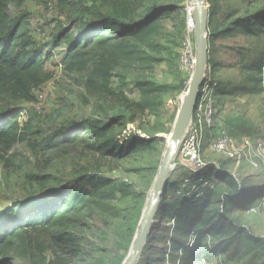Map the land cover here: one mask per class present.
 Listing matches in <instances>:
<instances>
[{"label": "rangeland", "instance_id": "rangeland-1", "mask_svg": "<svg viewBox=\"0 0 264 264\" xmlns=\"http://www.w3.org/2000/svg\"><path fill=\"white\" fill-rule=\"evenodd\" d=\"M136 1L139 6L144 0ZM171 1L182 6V13L178 16L167 14L160 19L164 21L162 51L152 53L160 61L148 72H128L124 86L117 77L111 79L108 88H100L97 83L88 81L89 70H95L96 65L107 58L106 50L111 46L98 52L89 51L83 56L87 61L86 68L74 71L64 61L68 47L62 44L46 60L43 74L50 78L34 90L32 101L15 95L8 86L1 87L0 110L27 107L29 114L20 120L31 117L34 129L26 141L16 143L8 152L0 151V210L18 199L44 196L45 191L58 183L73 182L85 173L110 177L117 189L114 199L101 198L91 203L79 220L69 225L63 240L55 237L57 228L30 230L23 242L19 243L17 239L5 254L12 260L11 264L125 263L136 235L131 228L138 219L140 222L147 207L159 172L156 168L164 159L188 90L184 91L187 73L181 69L180 55L187 33L188 6L194 3L193 0ZM205 3L208 13L212 14L208 33L215 26L228 23L225 18L234 10L243 15L264 6V0H205ZM122 9L127 10L123 0H11L6 7L0 0V31L11 19L28 15L31 34L42 45L60 26H70L99 15L121 12ZM183 20L186 25H183ZM208 42L212 77L221 89L214 92L218 110L214 135L219 134L220 128H227L240 141L251 138L264 142V62L260 72L251 71L248 67L254 59L264 60V32L250 35L233 33ZM143 77L169 88L158 95L155 107L146 110L137 105L140 93L132 85L136 78ZM252 78L255 81L251 82ZM229 90L234 91L221 94ZM40 94H45L42 101L38 100ZM121 110H125L127 117L112 134L121 138L131 133L155 136L157 141L152 148L125 158L103 156L87 148L83 142L45 150L50 138L67 122L87 118L105 121ZM204 157L206 162L221 165L239 180L264 187V166L253 167L243 153L232 158L209 151ZM190 173V168L175 157L169 176V182L174 186L168 191L170 200L180 194ZM209 180L214 182L216 190L227 186L216 178ZM192 185L189 186L194 190L204 188L203 185L198 189ZM233 218H239V224L246 226L258 240L247 243L248 251L244 250L238 257H229L230 253L220 254L206 260L205 264H251L252 256L258 257L261 244H264V197L257 199L249 210L236 212ZM155 222L142 250L144 253L136 264H143L146 254L151 263L171 264L169 236L174 221L168 222L165 216L160 215ZM217 239L209 236L206 241L210 243Z\"/></svg>", "mask_w": 264, "mask_h": 264}, {"label": "trees", "instance_id": "trees-1", "mask_svg": "<svg viewBox=\"0 0 264 264\" xmlns=\"http://www.w3.org/2000/svg\"><path fill=\"white\" fill-rule=\"evenodd\" d=\"M10 1L3 0L4 7ZM123 2L127 10L99 15L70 26H60L53 32L51 39L42 45L31 34L28 15L11 19L0 31V89L8 86L15 95L32 101L34 90L50 78L43 74L46 60L62 44L68 47L64 61L74 71L86 68L87 61L83 56L89 51L98 52L107 46L112 47L106 50L107 58L100 61L95 70L88 72V81L97 83L100 88H108L113 77L119 78L124 86L128 72L152 70L154 64L160 61L152 53L162 51L164 21L160 19L171 13L178 16L182 13V6L171 0H144L139 6L136 0ZM225 21L228 23L223 22L209 30V41L233 33L250 35L264 32V6L243 15L234 10L227 14ZM211 24L212 14H209L208 29ZM183 25H186L184 20ZM263 62V58L254 59L248 65L249 70L262 71ZM253 81L255 78H252ZM132 85L140 93L137 105L143 110L155 107L158 95L169 90L166 85L147 77L136 78ZM219 89L217 82L216 90ZM29 112L24 106L0 110V151L8 152L16 143L28 139L34 129L33 119H20ZM126 117L125 110H121L105 121L87 118L67 122L50 138L45 150L80 145L83 142L87 148L103 156L125 158L152 148L157 141L155 136L131 133L121 138L112 134L123 125ZM189 178L197 186H202L212 178L221 180L227 186L218 190L216 185L215 188L194 190L184 184L180 194L172 200L168 191L174 187L173 182L170 181L166 186L156 220L163 215L168 222L174 221L169 236L172 248L168 255L171 264H205L206 260H212L220 254L230 253L229 257H238L244 250L248 251L247 243L255 242L258 238L251 235L246 226L239 224V218H233V215L252 208L257 199L264 197V187L241 181L226 168L210 161L201 169L191 171ZM45 192L44 196L15 200L0 210V264L12 263L5 256L6 252L13 248L17 239L19 243L23 242L30 230L57 228L55 237L63 240L69 225L78 221L91 203L101 198L114 199L117 189L112 178L85 173L73 182L58 183ZM138 223L139 219L131 228L134 234ZM209 236L218 239L208 243L206 238ZM261 248L257 258L252 256L254 259H251V264H264L263 243ZM143 264L154 263L150 262L146 254Z\"/></svg>", "mask_w": 264, "mask_h": 264}, {"label": "built area", "instance_id": "built-area-1", "mask_svg": "<svg viewBox=\"0 0 264 264\" xmlns=\"http://www.w3.org/2000/svg\"><path fill=\"white\" fill-rule=\"evenodd\" d=\"M187 13V33L180 55L181 69L188 76L184 91L189 88L196 69L194 4L188 6ZM212 74L213 68L209 62L206 66L204 80L199 87L194 113L181 138L176 159L191 171H195L205 166L204 154L206 152H217L232 158L243 153L253 167L264 166V142L261 139L244 138L240 141L239 138L231 135L227 128H220L219 134L214 135L213 128L218 122V110L214 95L217 81L213 80ZM44 96L45 94H40L38 100L42 101ZM185 184L192 185L193 182L190 178H186ZM192 186L197 189L201 187L196 184ZM203 187L215 188V185L212 180H207L203 183Z\"/></svg>", "mask_w": 264, "mask_h": 264}, {"label": "water", "instance_id": "water-1", "mask_svg": "<svg viewBox=\"0 0 264 264\" xmlns=\"http://www.w3.org/2000/svg\"><path fill=\"white\" fill-rule=\"evenodd\" d=\"M193 3V21L195 25L196 40V69L192 76L187 93L183 97V102L175 123L170 144L159 167V172L155 179L147 207L138 224L136 235L132 244V249L124 264L137 263L145 246L146 240L153 228V224L156 221L162 195L166 186L169 184V176L173 168V161L176 157L181 138L185 133V130L194 113L199 87L204 80L206 66L209 63V13L206 8L205 0H193Z\"/></svg>", "mask_w": 264, "mask_h": 264}, {"label": "bare ground", "instance_id": "bare-ground-1", "mask_svg": "<svg viewBox=\"0 0 264 264\" xmlns=\"http://www.w3.org/2000/svg\"><path fill=\"white\" fill-rule=\"evenodd\" d=\"M157 221V220H156Z\"/></svg>", "mask_w": 264, "mask_h": 264}]
</instances>
